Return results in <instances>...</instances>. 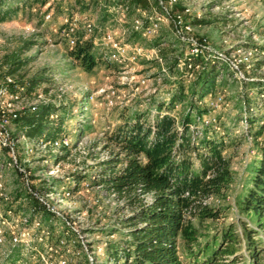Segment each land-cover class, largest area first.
<instances>
[{
	"label": "rangeland",
	"instance_id": "rangeland-1",
	"mask_svg": "<svg viewBox=\"0 0 264 264\" xmlns=\"http://www.w3.org/2000/svg\"><path fill=\"white\" fill-rule=\"evenodd\" d=\"M25 1H28L27 5ZM29 1L33 0L2 1L3 8H19V11L16 17L0 22V80L14 69L13 57L21 64V69L13 76L19 85L35 76L46 79L37 93L26 95L20 108L26 111L33 101L40 105L39 101L43 100L39 95L42 94L44 101L66 110L62 140L68 141L69 150L62 152V146L53 148L50 144L45 149L40 144L36 146L21 139L18 158L33 186L40 191L50 189L59 193L52 200L59 215L48 216L45 221L41 219L43 230L54 231L52 242L55 245L64 241L58 260L63 257L68 259L67 264H112L104 251L106 241L113 239L108 238L107 230L117 233L114 239L123 237L127 230L121 220L132 212V208L126 200L86 183L63 200L61 194L65 190L58 184L65 185L74 171L97 178L101 171L98 163L107 160L112 151H118L107 139L108 134L137 115L146 119L156 117L158 106L169 102L180 88L185 89L190 98V87L198 70L189 80L186 71L178 67L176 60L185 57L190 48L176 39L167 22H163L159 33L149 40L134 39L131 22L126 25L129 32L125 36L119 35V40L132 46L138 44L146 53L127 68L104 59L102 34H97L95 51L100 53L97 65L93 70H87L69 56L67 41L60 39L59 26L53 25L60 22L63 14L79 19L87 14L104 29L113 23L112 16H107L103 9L105 0H91L86 10L74 1L61 0L58 3L62 7L60 16L53 17L52 21H47L43 11L33 10ZM188 5L189 11L183 7L181 13L185 21L192 24L191 36L207 40L208 49L203 52L206 61L220 63L217 65L220 73L217 89L205 102L210 113L195 116V121L199 131L208 128L211 134L223 138L224 156L230 163L232 181L222 196H212L203 203L215 209L219 214L217 218H202L198 212L188 216L187 224L194 236L188 242L179 238V252L184 261H189L190 249L206 253V248L210 249L213 243L219 251L228 248L224 259L220 260V255L217 257L220 264H250L251 252L247 249L243 231L246 225L257 229L253 224L256 219L243 212L240 200L251 185L261 157L259 150L264 146V2L188 0ZM157 36L161 37L162 45H155ZM28 42L33 44L26 46ZM160 49L165 51L162 62L156 58ZM249 52L252 54L248 56L249 60L241 62L244 53ZM165 71L168 74L164 75ZM222 81H225L223 85ZM113 91L119 98L114 106H110L107 97ZM186 105L175 106L173 114L177 115ZM60 114L64 112L61 110ZM14 125L15 136L22 137L18 123ZM62 153L67 156L58 161L55 155ZM50 171L54 174H48ZM7 185L14 196L17 191L26 195L22 177L13 168H7ZM150 199L149 196L145 201ZM32 205L30 199L21 202L28 214ZM233 228L235 238L227 244L223 234ZM254 238L261 240V251H264V233L259 232ZM22 258L31 262V253L25 252Z\"/></svg>",
	"mask_w": 264,
	"mask_h": 264
},
{
	"label": "trees",
	"instance_id": "trees-1",
	"mask_svg": "<svg viewBox=\"0 0 264 264\" xmlns=\"http://www.w3.org/2000/svg\"><path fill=\"white\" fill-rule=\"evenodd\" d=\"M2 1L4 0H0V22L16 17L19 8H3ZM49 1L29 2L33 10L38 12ZM27 2L25 1L26 5ZM58 3L59 1L52 3L45 13L51 12L53 17L60 16L62 7ZM121 3L129 4L133 13L138 16L141 14L137 10L149 11L152 8L149 0H105L103 9L107 16H112L108 12L112 5ZM37 4H40L38 8ZM74 4L86 10L91 0H74ZM182 8V5H177L174 11H184ZM63 29L64 26L60 25L58 36L66 40L62 36ZM132 37L141 39L138 32H132ZM161 40L157 36L155 45H162ZM32 44L33 42H28L26 46ZM159 51L161 57H164V49ZM99 54L95 51L93 39H79L75 47H69V56L87 70L94 69ZM194 61L196 65H200L201 70H198L191 84L190 98L186 95L187 91L180 88L174 92L169 102L158 106L159 114L156 117L146 119L137 115L118 125L107 137L118 151H112L107 160L98 163L101 171L97 178L74 171L65 185L58 184L65 191H76L84 183L90 187L96 185L110 195L126 200L132 208V212L121 220L123 228L127 230L123 237L114 239L113 236L117 233L107 230L108 238L113 239L106 241L104 251L112 264H220L217 257L220 255L222 260L227 253L228 248L219 251V247L213 243L210 244V249L206 248V253L200 249L198 252L190 249L189 261H184L179 252V238L188 242L194 236L191 226L187 224L188 216H194V212H198L202 218H217L219 214L215 209L203 203L212 196H222L232 181L230 163L224 156L223 138L211 134L208 128L199 131L195 121V116L202 117L210 113L205 102L217 89L220 75L217 65L220 63L211 64L202 56ZM12 66L14 69H10L8 74L14 76L21 69V64L15 57ZM45 81L44 77L35 76L19 86H24L26 95H30L37 93ZM223 82L225 81H222V85ZM43 91L47 92L48 89ZM183 104L188 106L174 115L175 106ZM61 110L65 115L60 114ZM67 114L60 106L47 103L40 105L35 111L23 114L17 123L22 136L29 139L42 138L51 144L62 140V134L65 133L62 127L67 121ZM60 148L62 152L69 150L65 146ZM259 151L261 157L255 167L251 185L240 200L243 212L256 219L253 224L257 229L246 225L243 231L247 249L251 252L250 264H264L261 240L254 238L259 232L264 233V146ZM66 156L63 153L55 155L58 161L64 160ZM56 184L57 181L53 183L55 186ZM23 196L24 193L17 191L15 200L18 201ZM149 196L151 199L146 202L145 198ZM34 205H37L36 201H33L32 206ZM38 213L44 221L52 215L43 208ZM234 231L235 228L230 232L226 230L223 234L227 244L235 238ZM53 232L49 231L48 234L51 241L54 238Z\"/></svg>",
	"mask_w": 264,
	"mask_h": 264
},
{
	"label": "built area",
	"instance_id": "built-area-1",
	"mask_svg": "<svg viewBox=\"0 0 264 264\" xmlns=\"http://www.w3.org/2000/svg\"><path fill=\"white\" fill-rule=\"evenodd\" d=\"M61 0H50L47 5L42 8V13L55 2ZM74 1V0H70ZM152 8L149 11L137 10L133 13L129 4L112 5L108 12L112 14V24L100 27L85 14L81 19L70 17L64 14L60 17L59 23H54L59 31L60 25L64 26L62 36L67 40L70 48L77 45L79 39H93L96 44L97 34H102L100 38L103 46L104 59L110 63L123 65L124 68L129 67L139 57L146 55L142 46L130 45L119 40V35L125 36L129 32L126 25L131 22L132 31L138 32L141 38L151 39L155 37L161 28L163 22H167L172 26V33L176 39L182 44L187 45L190 50L185 53V57H178L176 63L181 70H185L186 78L189 80L194 78L195 72L200 69V65H196L194 59L197 57H205L203 52L208 49L207 40H197L191 36L192 24L187 23L182 17L181 11H174V7L182 5L186 7L185 11H189L188 0H149ZM47 21L53 20L51 12L45 13ZM59 24V25H58ZM31 31L30 27L27 28ZM57 31V32H58ZM243 60H249L251 52L244 53ZM156 55L159 61H163V57ZM237 67V65H235ZM168 74L165 71L164 75ZM26 98V89L19 86L12 75H5L0 80V264H67L68 259L61 257L59 249L64 244L60 240L58 244H54L49 239V232L42 229L43 223L38 212L41 208L45 209L52 215H59L54 209L52 200L54 195H59L50 189L40 191L33 186V182L29 177V173L24 169L19 161L18 144L22 140H26L31 144L42 145L47 148L42 138L29 139L26 136L17 138L14 134L16 130L14 124L21 119L23 114L35 111L40 105L47 104L42 94L39 99L43 101L39 105L38 101H33L25 111L20 108ZM108 104L114 106L117 103L116 91L108 95ZM51 147L69 146L67 140L57 141L50 144ZM7 168H13L21 175L26 189V195L20 200H15V196L9 190L7 185ZM59 168V167H58ZM48 174H54L53 171ZM87 186H89L87 184ZM62 199L66 200L73 195L71 191H63ZM36 201L37 205L32 206L30 214L21 206L23 200ZM32 218H31V216ZM67 223V222H66ZM69 224V223H67ZM77 232V231H76ZM39 233V234H38ZM42 246V248H41ZM25 252L31 253V262L25 261L22 256Z\"/></svg>",
	"mask_w": 264,
	"mask_h": 264
}]
</instances>
